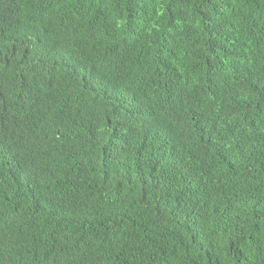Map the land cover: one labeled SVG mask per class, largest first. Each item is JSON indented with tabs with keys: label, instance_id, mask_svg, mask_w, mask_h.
<instances>
[{
	"label": "trees",
	"instance_id": "16d2710c",
	"mask_svg": "<svg viewBox=\"0 0 264 264\" xmlns=\"http://www.w3.org/2000/svg\"><path fill=\"white\" fill-rule=\"evenodd\" d=\"M0 264H264V0H0Z\"/></svg>",
	"mask_w": 264,
	"mask_h": 264
}]
</instances>
